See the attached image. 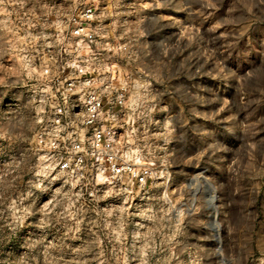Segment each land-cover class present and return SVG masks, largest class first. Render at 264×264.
Instances as JSON below:
<instances>
[{"label":"clouds","instance_id":"1","mask_svg":"<svg viewBox=\"0 0 264 264\" xmlns=\"http://www.w3.org/2000/svg\"><path fill=\"white\" fill-rule=\"evenodd\" d=\"M0 264H264V0H0Z\"/></svg>","mask_w":264,"mask_h":264},{"label":"built area","instance_id":"2","mask_svg":"<svg viewBox=\"0 0 264 264\" xmlns=\"http://www.w3.org/2000/svg\"><path fill=\"white\" fill-rule=\"evenodd\" d=\"M77 111H79V109H76Z\"/></svg>","mask_w":264,"mask_h":264}]
</instances>
